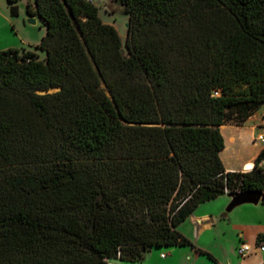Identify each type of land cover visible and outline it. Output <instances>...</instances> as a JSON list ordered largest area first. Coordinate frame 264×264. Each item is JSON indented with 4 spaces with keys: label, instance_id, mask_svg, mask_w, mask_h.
<instances>
[{
    "label": "trees",
    "instance_id": "16d2710c",
    "mask_svg": "<svg viewBox=\"0 0 264 264\" xmlns=\"http://www.w3.org/2000/svg\"><path fill=\"white\" fill-rule=\"evenodd\" d=\"M116 1L125 43L94 0H35L46 36L0 51V264L143 263L196 249L202 204L264 206V147L245 173L220 157L264 105V0Z\"/></svg>",
    "mask_w": 264,
    "mask_h": 264
},
{
    "label": "rangeland",
    "instance_id": "374dc122",
    "mask_svg": "<svg viewBox=\"0 0 264 264\" xmlns=\"http://www.w3.org/2000/svg\"><path fill=\"white\" fill-rule=\"evenodd\" d=\"M28 2L34 5L35 0H21L17 4L19 15L12 16L7 0H0V51L10 48L35 51V46L46 36L47 28L42 20L37 22L36 25L28 23L29 17L26 13ZM94 2L99 8L100 17L103 22L113 25L118 30L125 43L128 32L127 24L129 23V16L124 13L123 7L116 0H94ZM40 57L43 58L44 55L40 54ZM255 114L260 118V122L256 125L259 127L255 132V135L250 136L251 141L244 145H241V143L235 147L229 145L231 155H233V153H242L250 158L255 152H257L258 148L264 147V142L259 140L260 135L264 136V105ZM231 125L235 124L232 123ZM253 125L254 123H249V129H251ZM210 203L212 202L200 205L194 212L193 216L178 229L179 232L196 247V249H193L192 246L155 248L147 255V258L143 263L137 264H164L166 260L161 258L162 254H165L168 259L172 258L174 264H264V254L259 256L261 250L256 248V246L253 245V242H251L254 246L252 254L246 258L239 256L238 248L236 249L235 245L237 238L234 228V225H237L238 222L234 221L232 224L229 223L231 218L240 219L238 213L241 209L253 207L255 205H243L235 209L231 212L230 219H224L222 217L225 212L223 211L221 213L222 215H218L216 225L205 230L199 237H197L193 217H197L199 214L207 212L208 209L213 210L214 212V208H211L212 204ZM227 207L228 205L225 207V210ZM217 212L219 211L216 210V213ZM236 214L238 215L237 217ZM258 218H260V216ZM263 220L264 216L261 217V221ZM250 225L254 226L253 224ZM247 234L248 236H253V228L247 229ZM196 250L212 255L218 262L213 261L205 254H199V256L196 257ZM173 251L176 252L175 255L172 254ZM168 262L169 261L166 263L168 264Z\"/></svg>",
    "mask_w": 264,
    "mask_h": 264
},
{
    "label": "crops",
    "instance_id": "0c3cea01",
    "mask_svg": "<svg viewBox=\"0 0 264 264\" xmlns=\"http://www.w3.org/2000/svg\"><path fill=\"white\" fill-rule=\"evenodd\" d=\"M41 21L40 18H37V22ZM5 50V49H3ZM259 118L256 114L254 116H252L251 118H249L245 124L243 126H236V125H226L223 126L221 128V132L224 136L225 139V149L221 152L220 157L221 160L224 164V167L226 169L227 173H234V172H240V173H245L248 172L250 170L253 169L254 165H255V161L256 158L258 157L259 153L261 152L262 148H258L257 152H255V154L253 156H251L250 158L244 154H239V153H233V155H231V151H229V145H232L233 147H235L236 145L240 144L244 145L248 142L251 141L250 136L255 135V132L257 131L259 126H256L257 123L260 122V118ZM254 123L253 127L251 129H249L248 125L249 123ZM230 198L228 197V194L220 197L214 201H212V209L214 208V212L213 210L208 209L207 212L205 213H201L199 214V216L197 217H193V222L195 225V231H196V236L199 237L205 230L210 229L212 227H214L216 225V221H217V217L218 215H222L221 213L225 210V207L227 205H229L230 203ZM260 206V207H258ZM210 210V211H209ZM216 210H218L219 212L216 213ZM239 216L240 219L238 218H231V213L225 215H222V217L224 219H230L229 223L232 224V222L234 223V221H237L238 224L234 225L235 231H236V249L242 244V243H246L248 245H251L252 247L256 246V248L258 247L257 245V240L259 235H264V220L261 221V217L264 216V206L260 203L259 205L253 206V207H247L244 209H241L239 211ZM238 215L236 214V217ZM260 216V218H258ZM243 219V220H242ZM202 220H206L207 224L210 226L205 227L203 230H201V232L198 234V226H201L202 224L199 222ZM213 223V224H212ZM250 224H253L254 226H251ZM253 228L254 230V234L253 236H248L247 234V229ZM251 242H253L254 246L251 244ZM253 252V250H252ZM261 253H259V256L264 254V251H260ZM173 255L176 254L175 251L172 252ZM252 254V253H251ZM199 254H196V257H198ZM163 260H166L164 262V264H167L166 262H168V264H174L172 258H163L161 257ZM216 259V258H215ZM217 260V259H216ZM218 262V261H217Z\"/></svg>",
    "mask_w": 264,
    "mask_h": 264
},
{
    "label": "water",
    "instance_id": "95a60500",
    "mask_svg": "<svg viewBox=\"0 0 264 264\" xmlns=\"http://www.w3.org/2000/svg\"><path fill=\"white\" fill-rule=\"evenodd\" d=\"M28 23L31 25H36L37 17H29ZM127 28H129V24H127ZM228 197L231 199V202L225 211V215L233 212L235 209L243 205H255V206L259 205L262 201L263 194L260 191H246V192L229 193ZM206 222H207L206 220H202L199 222V224L200 223L202 224L201 226H198L197 224L198 234L205 227L210 226V224L208 225Z\"/></svg>",
    "mask_w": 264,
    "mask_h": 264
},
{
    "label": "built area",
    "instance_id": "2783aa9c",
    "mask_svg": "<svg viewBox=\"0 0 264 264\" xmlns=\"http://www.w3.org/2000/svg\"><path fill=\"white\" fill-rule=\"evenodd\" d=\"M89 1H92V0H89ZM259 140L260 141H264V136L263 135H260L259 136ZM262 166L264 167V161L262 162ZM257 248H259L261 251H264V243L259 244ZM252 250H253V247L251 245H248L246 243H242L238 247V254L242 258H246V257H248V256L251 255ZM162 257L165 258L166 255L163 254Z\"/></svg>",
    "mask_w": 264,
    "mask_h": 264
}]
</instances>
